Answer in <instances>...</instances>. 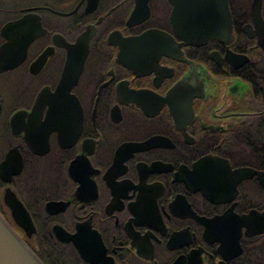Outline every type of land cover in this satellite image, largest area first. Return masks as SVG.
Listing matches in <instances>:
<instances>
[{
    "label": "flooded vegetation",
    "instance_id": "flooded-vegetation-1",
    "mask_svg": "<svg viewBox=\"0 0 264 264\" xmlns=\"http://www.w3.org/2000/svg\"><path fill=\"white\" fill-rule=\"evenodd\" d=\"M0 167L45 264H264V0H0Z\"/></svg>",
    "mask_w": 264,
    "mask_h": 264
},
{
    "label": "water",
    "instance_id": "water-1",
    "mask_svg": "<svg viewBox=\"0 0 264 264\" xmlns=\"http://www.w3.org/2000/svg\"><path fill=\"white\" fill-rule=\"evenodd\" d=\"M6 203L18 226L25 227L29 233L35 230L28 212L14 195L8 197ZM0 264H44L1 213Z\"/></svg>",
    "mask_w": 264,
    "mask_h": 264
}]
</instances>
